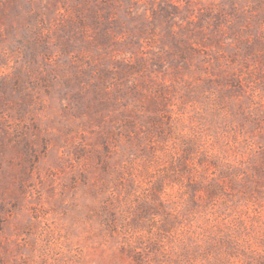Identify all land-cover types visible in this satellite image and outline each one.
I'll return each instance as SVG.
<instances>
[{
	"label": "rangeland",
	"instance_id": "1",
	"mask_svg": "<svg viewBox=\"0 0 264 264\" xmlns=\"http://www.w3.org/2000/svg\"><path fill=\"white\" fill-rule=\"evenodd\" d=\"M0 264H264V0H0Z\"/></svg>",
	"mask_w": 264,
	"mask_h": 264
},
{
	"label": "trees",
	"instance_id": "2",
	"mask_svg": "<svg viewBox=\"0 0 264 264\" xmlns=\"http://www.w3.org/2000/svg\"><path fill=\"white\" fill-rule=\"evenodd\" d=\"M219 187H206L204 188L203 190H206V196L204 197L205 199H211L213 196H215L216 194V190L218 189Z\"/></svg>",
	"mask_w": 264,
	"mask_h": 264
}]
</instances>
